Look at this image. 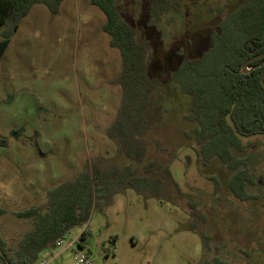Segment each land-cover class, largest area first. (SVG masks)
<instances>
[{"label": "rangeland", "instance_id": "374dc122", "mask_svg": "<svg viewBox=\"0 0 264 264\" xmlns=\"http://www.w3.org/2000/svg\"><path fill=\"white\" fill-rule=\"evenodd\" d=\"M237 1L182 0L181 15L149 27L153 0H116L124 18L147 32L156 57L166 59L169 77L180 55L197 58L210 46L218 10L232 3L227 13ZM106 20L90 0H64L57 15L35 5L0 59V239L7 250L35 226L18 213L44 205L50 190L94 161L127 162L107 134L122 100V57L102 29ZM165 91L148 160L169 166L180 192L171 187L167 201L128 189L104 209L96 204L90 221L67 234L61 248L43 251L37 264H72L77 250L97 264H201L203 242L193 223L210 238L205 259L264 264V139H243L255 199L240 201L229 188L231 173L200 159L184 119L189 99L173 82ZM194 212L202 217L193 219Z\"/></svg>", "mask_w": 264, "mask_h": 264}, {"label": "trees", "instance_id": "16d2710c", "mask_svg": "<svg viewBox=\"0 0 264 264\" xmlns=\"http://www.w3.org/2000/svg\"><path fill=\"white\" fill-rule=\"evenodd\" d=\"M106 15L103 31L110 44L120 51L122 72L118 83L122 100L117 117L107 134L127 161L124 165L94 161L89 170L58 185L47 193L46 203L19 218L34 221V229L20 240L16 250H7L0 239V264H37L40 254L59 247L72 230L87 224L94 206L101 209L112 198L132 189L146 198L170 201L171 187L180 192L169 166L148 160L154 113L165 100L169 82L189 99L184 119L192 125L191 137L205 166L218 161L231 173L229 188L240 201L255 199L248 191L253 178L248 169V146L244 138L264 139V58L244 65L264 53V0H238L218 10V25L210 35V46L197 58L180 55L176 67L165 70L157 58L147 32L130 24L116 0H90ZM64 0H0V59L11 38L35 5L43 4L57 15ZM182 0H153L149 27L183 13ZM201 216L194 212L192 218ZM190 229L202 239L201 264H230L216 256L205 259L210 238L193 223ZM86 232L81 238H84Z\"/></svg>", "mask_w": 264, "mask_h": 264}, {"label": "built area", "instance_id": "2783aa9c", "mask_svg": "<svg viewBox=\"0 0 264 264\" xmlns=\"http://www.w3.org/2000/svg\"><path fill=\"white\" fill-rule=\"evenodd\" d=\"M66 242L65 239H62L60 242V245L57 249L61 248L63 244ZM78 241L76 240L75 242L69 243L65 249H68L70 247H73L75 243ZM64 249V250H65ZM64 250H62L60 253H62ZM56 258V256H54ZM42 264H48V261L44 260ZM72 264H97L87 253H84L80 250H77L74 252V258H73V263Z\"/></svg>", "mask_w": 264, "mask_h": 264}, {"label": "water", "instance_id": "95a60500", "mask_svg": "<svg viewBox=\"0 0 264 264\" xmlns=\"http://www.w3.org/2000/svg\"><path fill=\"white\" fill-rule=\"evenodd\" d=\"M262 58H264V53L261 54V55H259V56H257V57H255V58H253V59H251L250 61H248V62L244 65L242 72H243V73H248V72H250L251 69L248 68V64H249L250 62L254 61V60L262 59ZM262 84H263V86H264V77H263V79H262Z\"/></svg>", "mask_w": 264, "mask_h": 264}]
</instances>
